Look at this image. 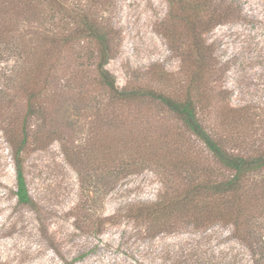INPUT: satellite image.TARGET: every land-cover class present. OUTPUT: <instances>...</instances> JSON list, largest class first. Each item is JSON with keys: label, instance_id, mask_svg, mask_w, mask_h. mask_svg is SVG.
I'll list each match as a JSON object with an SVG mask.
<instances>
[{"label": "rangeland", "instance_id": "rangeland-1", "mask_svg": "<svg viewBox=\"0 0 264 264\" xmlns=\"http://www.w3.org/2000/svg\"><path fill=\"white\" fill-rule=\"evenodd\" d=\"M10 1L0 0V7ZM241 2L254 20L213 30L212 36H221L216 54L231 62L207 83L203 99L207 107L200 121L214 135L261 148L264 0ZM12 3L27 18L19 23L18 41L35 43L30 37L33 28L61 26L65 10L70 14L68 28H74L76 14L82 12L109 33L111 56L105 67L118 88L129 85L182 93L186 78L179 51H170L161 34L168 9L165 0H65L63 9L48 0ZM175 28L179 29L178 23ZM15 43L0 42V264H175L183 262L186 252L194 253L195 243L199 244L196 255L211 249L218 259L228 252L227 262L243 257L247 264L243 247L229 239L228 228L217 227L208 239H198L187 228L149 238L144 226L118 218L131 204L153 201L165 184L170 185L167 171L152 157L176 153L173 137L193 156L198 151L202 162L209 161L210 154L155 102L117 106L94 84L87 86L85 96L77 95V77L69 74L83 68L93 73L94 59L79 61L82 67L67 57L54 64V84L46 87L43 96L46 108L30 119L32 139L24 178L33 205L17 204L12 193L15 169L5 131L19 132L25 104L17 92L16 76L19 66L26 67L31 60L14 51ZM89 43L71 41L72 60L90 55L88 47L94 45ZM57 99L60 102L53 103ZM239 106L246 108L242 112ZM105 218L111 220L102 223Z\"/></svg>", "mask_w": 264, "mask_h": 264}, {"label": "trees", "instance_id": "trees-1", "mask_svg": "<svg viewBox=\"0 0 264 264\" xmlns=\"http://www.w3.org/2000/svg\"><path fill=\"white\" fill-rule=\"evenodd\" d=\"M12 1L15 0L0 7V42L14 40L17 42L14 51L16 49L24 59L31 60L26 67L19 66L16 76V81L19 78L17 92L23 96L25 104L19 132L8 134L5 131L15 169V190L12 191L15 202L33 205L24 178V161L32 139L30 119L46 108L43 96L46 87L54 84V64L67 57L77 67H82L83 63L79 61L94 59L93 73L83 68L69 74L77 77V95L85 96L87 86L94 84L117 106L155 102L180 121L183 130L210 154V160L202 162L198 151L193 156L189 148L181 149L183 144L179 142L182 141L173 137L171 144L176 153H155L152 157L159 168L167 171L170 185L165 184L164 191L153 201L131 204L118 218L144 226L149 238L187 228L188 233L192 231L198 239H208L214 236L217 227L228 228L229 239L243 247L247 264H264V147L247 146L231 136L214 135L200 121L207 107L203 105L207 83L216 72L227 70L231 62L230 58L221 60L216 54L221 36H212L213 30L224 25H245L254 20L251 12L243 8L241 0H165L168 9L166 26L161 34L170 51H179L181 73L186 78L184 89L178 95L139 86L118 88L105 67L111 56L109 33L94 17L85 13L78 12L76 26L68 28L70 14L65 10L61 13V26L37 28L38 31L33 28L30 37L36 42L31 41L32 45L18 41L19 23L27 18L16 10ZM64 1L48 0L62 9ZM176 23L179 29L175 28ZM74 39L92 43L94 47H88L90 55H79L72 60L69 45ZM56 102L60 100L53 101ZM245 108L239 106L242 112ZM110 220L101 219L102 223ZM198 245L195 243L191 251L195 253ZM194 253L186 252L183 262L175 264H243V257H235L233 261L230 258L227 262L228 252L219 254L220 259L211 249L203 255Z\"/></svg>", "mask_w": 264, "mask_h": 264}]
</instances>
